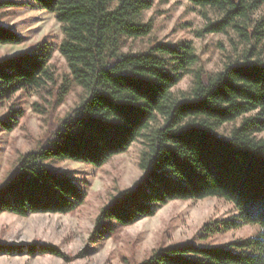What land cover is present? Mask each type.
<instances>
[{
	"label": "trees",
	"instance_id": "16d2710c",
	"mask_svg": "<svg viewBox=\"0 0 264 264\" xmlns=\"http://www.w3.org/2000/svg\"><path fill=\"white\" fill-rule=\"evenodd\" d=\"M26 1L61 25L59 51L84 96L37 149L18 158L0 185V215L76 212L87 191L51 163L101 168L142 141L141 178L101 209L95 234L113 231L114 224L132 226L171 202L219 199L237 215L204 224V238L245 226L258 227V235L220 246L175 244L154 250L140 264H264V139L256 136L264 132V0H184L207 21L198 38L232 33L237 39L236 58L227 56L216 73L200 66L192 42L153 40L147 49L124 51L129 40L151 37L152 23L143 16L153 0ZM19 5L0 0V11ZM22 42L0 25V45ZM51 61L45 41L1 59L0 101L37 91L53 97L56 106L63 103L70 80L58 87ZM186 76L192 77L190 89L175 92ZM22 116L10 112L0 130L12 132ZM228 124H236L230 134L219 133ZM23 253L74 259L51 245L0 242V255Z\"/></svg>",
	"mask_w": 264,
	"mask_h": 264
},
{
	"label": "rangeland",
	"instance_id": "374dc122",
	"mask_svg": "<svg viewBox=\"0 0 264 264\" xmlns=\"http://www.w3.org/2000/svg\"><path fill=\"white\" fill-rule=\"evenodd\" d=\"M13 1L21 5L0 11V25L10 28L23 38V42L20 45H0V60L23 54L45 41L52 49L51 63L57 74V86L70 80L71 89L65 101L57 106L53 97L37 91L19 92L9 100L0 101V120H8L10 112H23L12 132L0 130V185L18 158L37 149L51 135L60 119L74 109L84 96L82 88L71 81L68 64L59 51L63 33L54 15L26 5V0ZM153 2V8L143 16L144 23H152L151 37L129 40L125 52L147 49L153 40L172 45L192 42L200 56V66L207 73L220 71L227 56L236 58L233 50L237 39L234 34H212L204 38L196 36L207 24L199 7L184 0ZM209 16L214 20L211 12ZM191 85L192 77L186 76L174 91H188ZM235 125L228 124L219 133L228 135ZM256 136L264 139V132ZM143 148L142 141H138L127 153L116 156L101 168L71 161L51 163L53 168L70 175L87 191L85 204L68 215L19 217L1 214L0 242L14 247L51 245L74 258L73 261L67 262L51 255L30 256L23 253L0 255V264H140L154 250L175 244L193 242L203 247L220 246L258 235V227L245 226L204 238L201 232L204 224L232 220L237 215L233 205L212 198L198 202H171L153 217L129 227L114 224L113 231L103 236L96 235L95 225L101 209L141 178L139 161Z\"/></svg>",
	"mask_w": 264,
	"mask_h": 264
}]
</instances>
